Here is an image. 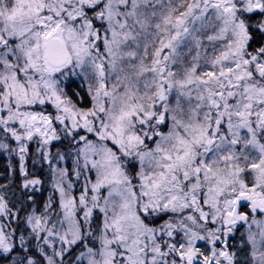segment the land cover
I'll return each mask as SVG.
<instances>
[{"label": "snow or ice", "instance_id": "1", "mask_svg": "<svg viewBox=\"0 0 264 264\" xmlns=\"http://www.w3.org/2000/svg\"><path fill=\"white\" fill-rule=\"evenodd\" d=\"M0 264H264V0H0Z\"/></svg>", "mask_w": 264, "mask_h": 264}]
</instances>
